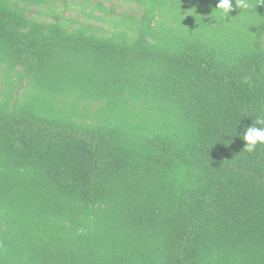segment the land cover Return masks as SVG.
I'll use <instances>...</instances> for the list:
<instances>
[{
	"label": "trees",
	"instance_id": "16d2710c",
	"mask_svg": "<svg viewBox=\"0 0 264 264\" xmlns=\"http://www.w3.org/2000/svg\"><path fill=\"white\" fill-rule=\"evenodd\" d=\"M58 1L0 0V264H264V145L237 136L264 5L127 0L101 35Z\"/></svg>",
	"mask_w": 264,
	"mask_h": 264
},
{
	"label": "rangeland",
	"instance_id": "374dc122",
	"mask_svg": "<svg viewBox=\"0 0 264 264\" xmlns=\"http://www.w3.org/2000/svg\"><path fill=\"white\" fill-rule=\"evenodd\" d=\"M126 1L127 0H68L65 2L64 0H59L57 4L68 18L73 17L75 20H78V22H88L99 28L104 27L105 32L101 33V35H104L106 31L110 29L103 21H98L97 18L101 17L102 19H106L108 18V14L99 6L103 5L108 10L114 6L116 7V12L120 14L123 12L121 5L128 3ZM35 9H37V7H35ZM111 18H113V16H111ZM47 19L54 21L52 15L48 16Z\"/></svg>",
	"mask_w": 264,
	"mask_h": 264
},
{
	"label": "clouds",
	"instance_id": "9594fccd",
	"mask_svg": "<svg viewBox=\"0 0 264 264\" xmlns=\"http://www.w3.org/2000/svg\"><path fill=\"white\" fill-rule=\"evenodd\" d=\"M257 5H264V0H259ZM234 7L247 10L252 5L248 0H235V6L232 0H218L212 14L219 20L225 21L226 17H229V14L234 11ZM237 136H241L246 142L243 149L249 153L255 151L258 145H264V118H257L251 126H245L243 132H238Z\"/></svg>",
	"mask_w": 264,
	"mask_h": 264
}]
</instances>
